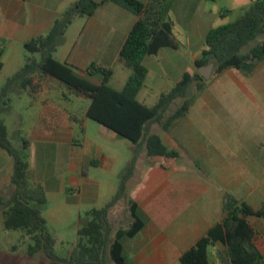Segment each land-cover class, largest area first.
Masks as SVG:
<instances>
[{
  "label": "crops",
  "instance_id": "obj_1",
  "mask_svg": "<svg viewBox=\"0 0 264 264\" xmlns=\"http://www.w3.org/2000/svg\"><path fill=\"white\" fill-rule=\"evenodd\" d=\"M77 1L0 0V70L9 64L14 75L28 59L39 61L40 54L28 52L25 44L46 36L55 21ZM256 1L164 0L161 8L154 11L160 13L167 7L165 15L173 22L177 46L164 47L157 54L145 57L143 64L148 74L138 100L151 107L146 103L152 95L159 97L170 92L184 73L197 74L196 62L206 48L207 34L241 18ZM138 19L130 11L106 2L92 16L74 19L54 57L79 69L96 84L101 83L102 77L87 75L85 70L92 64L111 69L109 84L116 78L113 82L117 86H110L121 90L132 70L121 59L120 51ZM77 20H83L81 28L75 38H70V28ZM261 37L245 46L242 53L248 54L257 44L264 43ZM190 89L187 95L192 104L186 116L175 120L167 130L163 129L164 123H151L147 127V133L159 135L166 148L177 152L179 157H148L143 150L127 194L119 201L127 204L128 223L123 229L127 230L133 221L130 211L133 202L144 222L143 229L134 237L121 239L126 264H180L182 254L222 221L227 195L255 209L264 205V59L249 74L233 67L220 73L213 69L201 90L197 84ZM5 125L9 136L6 122ZM37 137L46 139L42 134ZM14 146L22 149L20 145ZM135 149L132 145L133 155ZM86 162L81 151L70 147V166L63 190L66 186L79 188L85 183ZM13 174V158L0 149V202L10 199L15 192ZM28 183L41 185L31 175ZM43 188L47 193L46 187ZM2 206L0 203V238L3 239L10 231L4 228L7 209ZM258 219L249 218L257 232ZM0 246V264H21L17 259L20 252L27 257V264H39L38 255H29L26 249L9 243ZM10 250L12 254L8 253ZM216 251H224L222 259L230 264L225 256L226 247L221 243L209 248L210 264L211 254ZM215 264H221L220 260Z\"/></svg>",
  "mask_w": 264,
  "mask_h": 264
},
{
  "label": "trees",
  "instance_id": "obj_2",
  "mask_svg": "<svg viewBox=\"0 0 264 264\" xmlns=\"http://www.w3.org/2000/svg\"><path fill=\"white\" fill-rule=\"evenodd\" d=\"M78 0L58 18L46 36L34 38L25 44L30 53H39L40 59H28L26 64L11 76L0 92V149L6 151L14 160L12 184L15 192L9 199V207L4 211V228L22 230L32 240L28 247L29 255L43 251L53 264H126L123 256V237H134L144 227L137 214V205L130 206L133 221L127 230L119 229L111 242L112 225L110 212L127 194L129 181L140 154L144 150L148 157L163 156L178 158L179 154L166 148L159 135L147 133L151 123H161L164 114L176 100L186 98L193 84L201 90L205 80L199 73H184L180 81L168 93L162 94L153 107L138 100V94L145 85L148 70L143 64L146 56L155 55L164 47L176 48L173 38V22L160 9L164 0ZM112 2L139 17L130 31L120 51L125 65L132 70L125 86L117 90L109 86L113 72L95 64L85 73L101 75L102 81L96 84L80 70L61 63L54 53L62 44L66 30L78 16H92L99 6ZM264 36V0H257L246 13L233 23L212 29L206 36L202 58L196 62L198 68L214 64V72L233 67L246 74L251 73L256 64L264 59V43L253 47L248 54L242 49ZM64 84L71 94L91 99L87 117L127 139L136 146L132 161L122 173L116 195L102 209H92L85 214L78 230L79 242L67 258L56 255L55 240L50 234L41 208L48 199L42 185L30 186L28 183L29 164L24 153L29 142L22 140V149L10 141L2 112L8 107L10 92L14 88L27 90L34 96L48 92L50 80ZM192 101L186 99L182 106L163 124L167 130L171 124L190 110ZM57 116V111H51ZM50 112V113H51ZM5 203V200L0 202ZM250 217L264 219V205L255 209L246 202H239L226 196L223 206V219L212 227L192 248L182 254L180 264H210L209 248L217 243L226 247L225 256L230 264H264V238L249 222ZM83 220L82 217L79 219Z\"/></svg>",
  "mask_w": 264,
  "mask_h": 264
},
{
  "label": "rangeland",
  "instance_id": "obj_3",
  "mask_svg": "<svg viewBox=\"0 0 264 264\" xmlns=\"http://www.w3.org/2000/svg\"><path fill=\"white\" fill-rule=\"evenodd\" d=\"M166 8L164 6L161 10L165 12ZM82 21L77 20L71 26L70 38L77 36ZM13 70L9 64L0 70V92L6 81L13 76ZM116 72L119 75V70L116 69ZM113 81L110 83L112 86L115 84ZM50 85L49 91L40 97L27 90L14 88L2 117L8 125L12 143L22 146L23 139L29 142V148L24 153V160L29 164V175L35 177L47 191L48 202L41 208L42 216L55 240L56 255L67 258L79 242L78 230L87 220L85 214L92 209H102L116 195L122 173L132 159L133 144L87 117L90 98L71 94L64 84L55 79L50 80ZM159 98L160 96L152 95L146 104L153 107ZM186 99H190V95L170 105L161 123H166ZM54 109L57 116H52L51 111ZM38 134L45 135L46 139H38ZM70 147L81 151L87 161L85 183L79 188L66 186L63 190L64 178L70 166ZM9 204V199H6L2 207L8 209ZM125 206L126 202H119L118 207L111 212V242L118 229L127 227ZM80 217L83 220L80 221ZM258 220L256 228L264 238V219ZM7 243L28 250L33 242L24 231L10 230L8 237L0 238V245ZM12 252L10 250L8 253ZM222 254L224 251L212 253V264L217 259L221 264H227L222 259ZM36 255L39 264H45L44 259L53 264L43 251ZM2 258L5 259L3 253ZM17 259L21 264L28 260L22 252Z\"/></svg>",
  "mask_w": 264,
  "mask_h": 264
},
{
  "label": "water",
  "instance_id": "obj_4",
  "mask_svg": "<svg viewBox=\"0 0 264 264\" xmlns=\"http://www.w3.org/2000/svg\"><path fill=\"white\" fill-rule=\"evenodd\" d=\"M213 69H214V64L210 63L207 66L199 68L198 73L203 77L204 80H209L212 75Z\"/></svg>",
  "mask_w": 264,
  "mask_h": 264
}]
</instances>
